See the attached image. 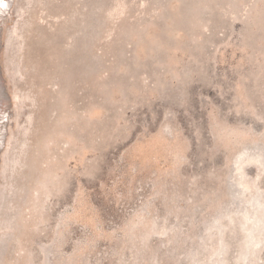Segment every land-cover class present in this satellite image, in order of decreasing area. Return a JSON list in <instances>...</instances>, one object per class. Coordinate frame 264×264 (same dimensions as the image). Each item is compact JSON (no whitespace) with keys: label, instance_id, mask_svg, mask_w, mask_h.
<instances>
[{"label":"rangeland","instance_id":"obj_1","mask_svg":"<svg viewBox=\"0 0 264 264\" xmlns=\"http://www.w3.org/2000/svg\"><path fill=\"white\" fill-rule=\"evenodd\" d=\"M0 264H264V0H3Z\"/></svg>","mask_w":264,"mask_h":264},{"label":"bare ground","instance_id":"obj_2","mask_svg":"<svg viewBox=\"0 0 264 264\" xmlns=\"http://www.w3.org/2000/svg\"><path fill=\"white\" fill-rule=\"evenodd\" d=\"M3 2V0H0V3H2Z\"/></svg>","mask_w":264,"mask_h":264},{"label":"trees","instance_id":"obj_3","mask_svg":"<svg viewBox=\"0 0 264 264\" xmlns=\"http://www.w3.org/2000/svg\"><path fill=\"white\" fill-rule=\"evenodd\" d=\"M199 241H201V240L199 239Z\"/></svg>","mask_w":264,"mask_h":264}]
</instances>
